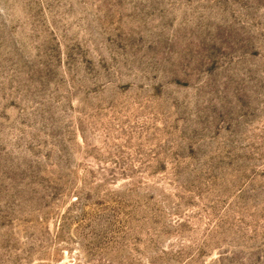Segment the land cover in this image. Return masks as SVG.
Returning a JSON list of instances; mask_svg holds the SVG:
<instances>
[{
  "label": "rangeland",
  "instance_id": "374dc122",
  "mask_svg": "<svg viewBox=\"0 0 264 264\" xmlns=\"http://www.w3.org/2000/svg\"><path fill=\"white\" fill-rule=\"evenodd\" d=\"M0 264H264V0H0Z\"/></svg>",
  "mask_w": 264,
  "mask_h": 264
}]
</instances>
